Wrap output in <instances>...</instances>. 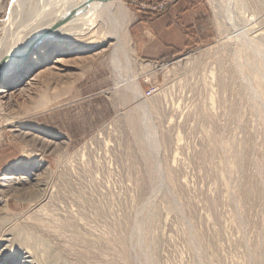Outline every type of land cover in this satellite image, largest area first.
Returning <instances> with one entry per match:
<instances>
[{
	"label": "rangeland",
	"instance_id": "rangeland-1",
	"mask_svg": "<svg viewBox=\"0 0 264 264\" xmlns=\"http://www.w3.org/2000/svg\"><path fill=\"white\" fill-rule=\"evenodd\" d=\"M61 1L0 0V59ZM121 3L1 100L0 264H264V0H198L201 43L156 64L128 23L165 4Z\"/></svg>",
	"mask_w": 264,
	"mask_h": 264
},
{
	"label": "crops",
	"instance_id": "crops-1",
	"mask_svg": "<svg viewBox=\"0 0 264 264\" xmlns=\"http://www.w3.org/2000/svg\"><path fill=\"white\" fill-rule=\"evenodd\" d=\"M165 4L154 13L135 7L129 17V36L137 58L153 64L176 57L201 43L202 4L198 0H142Z\"/></svg>",
	"mask_w": 264,
	"mask_h": 264
},
{
	"label": "bare ground",
	"instance_id": "bare-ground-1",
	"mask_svg": "<svg viewBox=\"0 0 264 264\" xmlns=\"http://www.w3.org/2000/svg\"><path fill=\"white\" fill-rule=\"evenodd\" d=\"M60 2H62V1L60 0ZM121 2H122V0H78V2L76 1V2H72L70 4H66V7L63 6L64 8L63 7H61V9L59 8L61 12L57 13L58 12L57 11L56 13L58 15L56 17L54 16L55 17V18L53 17L54 19H52V18L50 19L48 17L50 19V21L52 20L51 22L44 23L45 22L44 21L43 23L45 25H43L41 28H39L37 31H35V33L33 35H31L32 37H30L25 42V44L23 42L24 45L22 44L19 48L12 49L6 57L3 56V58H4L3 60L0 59L1 60V62H0V79L6 80V83H3L2 88L0 89V103H1L2 99H8L9 100V98L11 97V96L9 97L10 94H8L9 87L12 86V84L14 82L18 83L17 81H19L20 76L28 71V68L31 64V63H29L28 59H29V56L31 54L32 49H35V47L39 48L37 50V53L34 54V59H33L32 64H34V63L36 64L38 62L41 63V60H42L41 57L45 55L46 51L50 50L49 48L51 47L52 43L60 44L63 41H65L66 39L71 38V36L72 37L78 36L82 32H83L82 35L84 36L85 34H88L91 30L96 28L97 24H99L100 20L107 19V17H108V20L110 19L111 21H113V19H114L113 13L118 6L121 7V4H122ZM34 7H35V5H34ZM121 8L119 9V12H120V10L122 11ZM48 11H49L48 14H50V10H47L46 12H48ZM20 12H21V10H20ZM23 12H24V10H23ZM44 12H45V10H44ZM39 14H41V13H39ZM52 14L54 15L55 12ZM12 15H13V13H12ZM52 16H50V17H52ZM37 18H38V16H37ZM41 21H43V20H41ZM46 21H49V20H46ZM118 26H119V24H118ZM23 27H24V24H23ZM24 36L25 35H23V37ZM126 42L128 43V39ZM39 43H42V45H39ZM45 43H48V44H45ZM92 44H95V42ZM10 45H12V44L10 43ZM3 55H5V54H3ZM140 92H141L140 87L135 88L136 94H140ZM147 100H149V99H147ZM15 178L16 177H14V179ZM2 194H1V196H2Z\"/></svg>",
	"mask_w": 264,
	"mask_h": 264
},
{
	"label": "built area",
	"instance_id": "built-area-1",
	"mask_svg": "<svg viewBox=\"0 0 264 264\" xmlns=\"http://www.w3.org/2000/svg\"><path fill=\"white\" fill-rule=\"evenodd\" d=\"M160 9H163V7H160V8H151L152 11H158ZM156 89L157 88H150L147 92H144L143 93V97L146 98V99H150L154 96L155 92H156Z\"/></svg>",
	"mask_w": 264,
	"mask_h": 264
}]
</instances>
